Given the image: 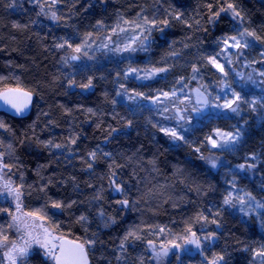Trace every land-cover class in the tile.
Segmentation results:
<instances>
[{"label": "trees", "instance_id": "1", "mask_svg": "<svg viewBox=\"0 0 264 264\" xmlns=\"http://www.w3.org/2000/svg\"><path fill=\"white\" fill-rule=\"evenodd\" d=\"M228 3L241 12L242 21L227 12L211 18ZM12 4L13 0H0V92L24 89L33 95V106L24 118L0 112L4 125L0 154L10 165L0 169V177L14 187L23 185V210L43 217L62 237L94 241L85 245L91 264H153L149 242L178 243L191 234L214 236L215 242L204 249L203 258L184 256L182 264L214 260L261 264L258 248L264 250V228L253 216L241 215L225 203L228 167L212 171L203 162L209 136L224 119L207 115L197 119L185 143L174 146L151 109L121 97L159 81H128L124 87L119 82L132 64L169 59L174 66V54L187 64L184 68L193 84V75L200 74L218 82L217 71L205 58L220 52L219 41L235 35L239 24L262 37L258 42L264 44V0H14ZM146 10L156 14L155 26H149L141 39L146 50L139 49L140 41L135 52L114 58L74 51L73 45L100 41L120 23L127 32L135 24L123 21L138 24L141 20L136 18ZM52 13L59 19L53 20ZM177 14L179 19L174 18ZM164 20L167 25L160 23ZM193 66L199 72L193 73ZM89 81L91 87H83ZM247 128L244 147L264 153V117L248 119ZM236 177L264 201V163L254 176ZM112 180L124 191H115ZM124 199L127 206L118 203ZM53 202L64 207L55 208ZM9 206L0 199V209ZM6 212L0 211V230L10 239L14 235ZM130 231L140 239L125 240ZM27 264L53 262L32 254Z\"/></svg>", "mask_w": 264, "mask_h": 264}, {"label": "rangeland", "instance_id": "2", "mask_svg": "<svg viewBox=\"0 0 264 264\" xmlns=\"http://www.w3.org/2000/svg\"><path fill=\"white\" fill-rule=\"evenodd\" d=\"M45 1L50 2L52 0ZM226 12L232 16V12ZM138 17H140L139 20H141L138 23L141 25L139 28L135 26L129 28L127 32H122L120 31V23L118 24L119 27L109 31L108 34L100 39V41L90 42V45L86 43L73 45V48L75 49L79 47L80 51L107 53L113 58L117 55H122L127 52L123 50L126 44L130 45L132 48H136L143 36L148 32L147 28L152 26V24L145 25L143 23V18L147 17L149 21L156 20V14L153 15V13H150L147 10L140 12ZM237 28L245 29V27L240 24ZM134 36H138L139 39L136 40L135 43H132V38ZM247 39L252 41V46L244 49V56H241L239 59L233 55L231 57L232 63L230 65L227 64L221 57H218L220 62L224 64L227 75L218 71L206 61L209 66L217 71L218 78L216 80H218V82L207 80L202 74H200L197 78H195L196 83L193 84L184 68L187 64L179 61V54H174L173 63L176 66H173L172 61H169V59L162 61L157 60L155 62L152 60L140 65H130L131 67L139 69L165 67L168 69L167 72L159 73L151 79H137L135 74L125 75V79L121 80L119 85L124 87L128 81H135L139 84H148L154 81H159L157 85L148 87L144 91L139 92L134 89H130V92L123 93L121 97L125 101H133L140 104L143 108L151 109L153 113H155V115L163 121L161 129H174L179 136L183 137V139H174L162 131L167 137H169L170 142L174 146L185 143L186 137L189 133H191L193 127L197 124V119H201L205 115H207L209 119L218 116L224 119L221 127L214 128L213 133L209 136V138H211L208 139L209 153L204 156L203 162L212 171H217L224 166L228 167L231 178L226 198L229 196L232 197V202L228 205L235 212L240 213L241 215L253 216L256 218L260 226L259 228L262 229L264 228V207H258L257 204L259 203L260 205H264V201L259 198L257 191L252 190L247 186L240 185L238 178L236 177V175H249L252 177L255 175L257 168L262 166L264 163V153L262 151L256 150L254 152H248L244 147V142L248 133V119L253 118V120L257 119V121H261L264 117V76L259 74L264 71V63L261 62L264 61V57L261 56V53L264 52V44L254 40L253 37H247ZM220 46L222 49L221 44ZM116 49H120V51H116ZM229 51L235 53L237 50L229 49ZM73 57L76 56L73 55ZM141 75H143V73H141ZM250 75L251 79H249ZM173 89H175L177 93L176 96L171 95ZM196 89H199V92H197ZM165 92L169 93L168 98L163 96V93ZM233 92L239 94L241 101H247V103L240 101L237 102L240 107V111L238 113L232 112L229 108L222 107L226 101L234 99L232 96ZM136 93H140L141 95H136ZM157 97H159V99H157ZM233 107H235V105H233ZM217 133H231L234 139L236 135L239 134V139H236L235 143H232L231 141L225 143L226 138L223 135H217ZM213 140L216 141L217 146L215 147H213L212 144ZM253 157H255V159H253ZM229 159L231 161H229ZM213 163L215 164L214 167ZM240 165H244V168L241 169L239 167ZM249 165H253V167H249ZM3 185L4 184L0 181V192H3V195H0V199L5 203H10L8 210L15 212L16 215L26 213L23 210L22 205L20 212H16V203L12 196H9L3 189ZM246 193H250L252 197H255V201L250 200ZM238 197L243 198V204L239 202V199H237ZM6 215L8 216L9 223L12 224V217L8 214V212H6ZM24 219L29 223H35L37 225L43 223V226L49 230L51 236L53 237L50 242L54 245H59V240L62 236L56 233L44 220H37L33 217H24ZM11 228L14 237L10 238L9 241H15L17 245H21L23 243L21 237H24V232L22 230H18L15 224H13ZM39 230L40 229H37V231ZM197 239L199 240V247H197L195 243L189 242ZM214 242V236L207 234L197 236L195 234H191L186 239L178 243L149 242L147 244V249L151 255L153 264H182L181 259L184 256H198L203 258L204 249L210 247ZM153 245L157 250H160L163 245L168 249V254L166 256L156 257L155 252L153 251ZM172 245H179V247H173ZM258 249L259 253L264 252L263 249ZM6 251V247H1V264H10V261L5 255ZM32 254L41 255L44 259L53 262L50 257L45 255L44 249H41L39 246L33 244L28 255L20 258V264H27V258ZM259 257L261 264H264V256L260 255ZM174 259L175 262H172ZM190 264L197 263L194 262ZM207 264H212V262Z\"/></svg>", "mask_w": 264, "mask_h": 264}, {"label": "snow or ice", "instance_id": "3", "mask_svg": "<svg viewBox=\"0 0 264 264\" xmlns=\"http://www.w3.org/2000/svg\"><path fill=\"white\" fill-rule=\"evenodd\" d=\"M36 3H39V0H35ZM53 3L56 2V0H52ZM11 6H15L14 4V0H13V4ZM209 7L211 8V5H209ZM231 10L232 12V18L235 20L237 18H239L240 21H242L244 19V17L241 15V12L239 10H237L236 6L233 3H228L226 8H220L216 13L213 14V16L211 17L212 19L218 18L220 15V12H226ZM51 18L53 20H57L59 19L55 13H52ZM175 19H179L180 18V14L175 15L174 17ZM140 17H137V20H139ZM124 24L128 25V24H135V26L137 28L141 27L140 24H137L136 21H129V20H124L123 21ZM186 22V21H185ZM143 23L145 25L147 24H152L153 26H155L156 21H149L147 19V17L143 18ZM160 23L167 25L168 21L164 20L161 21ZM196 23H199L198 21ZM119 27V25H118ZM189 27H191V25H189ZM161 31H163V29H160ZM120 31H126V29L124 28H120ZM150 31V30H149ZM142 35V33H141ZM247 37H253L254 40L257 41H261L262 37L256 35V33L254 31H249L248 29H236V35H231V36H225L223 37L219 43L222 45V49L220 52H217L215 55L206 57L205 59L207 60V62L209 64H211L214 68H216L218 71L224 73L225 75H227V73L225 72V66L223 63L220 62V60L218 59V57H221L227 64H231L232 63V59L231 57L233 55L236 56L237 59H239L241 56H244V52L243 49H247L250 46H252V41H249L247 39ZM139 37L138 36H134L132 38V43H135L136 40H138ZM145 39H147V37H145ZM264 42V41H262ZM63 44L58 45V47H63ZM71 46V45H69ZM139 49L140 50H146V45L144 44L143 41H141L140 45H139ZM229 49H236L237 51L235 53L229 51ZM124 51H129V52H135L137 49L136 48H132L130 45H125L123 48ZM74 51L79 52L80 48H75ZM116 51H120V49H116ZM261 56L264 57V52L261 53ZM72 59H77V57H72ZM262 63H264V61H261ZM168 69L165 67H152V68H144V69H139V68H135V67H131L129 66V68L126 70L125 75H131V74H135L137 79H151L153 76L162 73V72H167ZM193 73H197L199 72V68L193 66L192 69ZM141 73H143V75H141ZM261 76H264V71L259 73ZM196 76L193 75L192 79H195ZM249 79H251V75L249 76ZM182 83V81H181ZM83 87H91V81H89V83L87 85H84ZM9 92H15V91H19L18 89H9ZM197 92H199V89H196ZM28 93H24V96H28ZM136 95H141L140 93H136ZM172 96H176L177 93L175 91V89L172 90L171 92ZM163 96L165 98L169 97V93L165 92L163 93ZM232 96L234 97L233 100L231 101H226L224 105H222V107H226L231 109L232 112H236L238 113L240 111V107H239V103H237L238 101L240 102H244L247 103V101H241V97L239 96V94L233 92ZM6 101V103H9L12 105V107L16 108L17 112H22L24 106L18 105L16 103H14L12 100H10L8 98V95L5 94L3 97ZM157 99H159V97H157ZM233 105H235V107H233ZM89 111H91L89 109ZM183 118V117H181ZM0 127H4L3 123L0 122ZM162 131L165 132L166 135H169L171 137H173L174 139H183V137L179 136L177 134V132L174 129H161ZM217 135H223L226 139H225V143H227L228 141H231L232 143H235L236 139H239V134L236 135L235 139L233 138V135L231 133H217ZM211 139V138H209ZM49 144L51 143L50 141L48 142ZM72 143H75V140L72 141ZM213 147L217 146L216 145V141H212ZM56 148H60L61 145L57 144L54 145ZM198 150V149H197ZM90 155L92 157H95L96 153H90ZM108 155V154H106ZM253 159H255V157H253ZM215 166V164L213 163V167ZM89 168L92 167L91 164L88 165ZM241 169L244 168V165H240L239 166ZM249 167H253V165H249ZM3 168H9L10 169V165L3 163V154H0V169ZM112 183L115 185L114 190L117 192H123V188L119 185L116 184L115 180H112ZM23 185H19V186H12V182L11 181H7L5 182V184L3 185V189L7 192V194L9 196H12L13 200L16 203V212H20L21 209V197L24 195V193L21 191ZM0 195H3V192H0ZM246 195L249 196L250 200L255 201V197H252L250 193H246ZM237 199H239V202L241 204L244 203V200L242 197H238ZM232 202V197L229 196L228 198L225 199V203L226 204H230ZM118 203H120L122 206H127L129 201L128 199H124L122 201H118ZM53 207L55 208H62L64 207V205L58 203V202H53L52 204ZM235 206V205H233ZM258 207H264V205H260L259 203L257 204ZM70 207V205H69ZM243 210V209H241ZM0 211H7L8 214L12 217V224H9L8 227L11 228L13 226V224H15L18 228V230H22L24 232V237H21L23 243L21 245H17L15 241H9L8 236L4 233V231L0 230V247H6L7 251L5 252L6 257L8 258V260L10 261V264H17V260L19 258H23L26 257L29 253V250L31 249L32 245L35 244L37 246H39L41 249H44L45 251V255H47L48 257H50L53 261H55V264H88V254L85 248L86 244H92L94 243V241H85L83 243H79V244H74L73 249L71 250V252H67L64 245L60 244V245H54L52 244L50 241L51 239H53V237L51 236V233L49 232V230L47 228H45L43 226V223L37 225L35 223H29L28 221H26L24 219V217H33L34 219L37 220H43L44 218L39 216L36 213H31V212H26L23 213L22 215H16L15 212H11L8 209H0ZM101 216L104 215L103 212L100 213ZM81 220H85L86 217L81 216L80 217ZM110 219V218H109ZM206 219V218H205ZM114 222V221H113ZM215 222V221H213ZM37 229H40L39 231H37ZM161 231H163V229H161ZM190 231V229H189ZM128 236H135L136 239H140L139 236L136 235L135 232H129L127 236H125V240L128 239ZM26 237V238H25ZM207 239V237H206ZM190 243H195L197 245V247H199V240H191L189 241ZM10 245V247H9ZM173 247H179V245H172ZM121 249L124 250V244L122 243L120 245ZM57 248L59 250L58 254H57ZM153 251L155 252L156 257H160V256H166L168 254V249L165 248L163 245L161 246L160 250H157L155 248V246L153 245ZM261 256H264V252H260L258 253ZM119 259V257H118ZM219 259H223V257H219ZM212 264H216V261L214 260L212 262Z\"/></svg>", "mask_w": 264, "mask_h": 264}, {"label": "water", "instance_id": "4", "mask_svg": "<svg viewBox=\"0 0 264 264\" xmlns=\"http://www.w3.org/2000/svg\"><path fill=\"white\" fill-rule=\"evenodd\" d=\"M9 89H18L19 91H15V92H9ZM6 90H3L0 92V112H5L13 117H17V118H24L26 116H28L32 110V106H33V95L24 90V89H20V88H9ZM24 93H28L29 95L26 97L24 96ZM7 94L8 98L10 100H12L14 103L24 106L23 111L22 112H17L16 108L12 107L11 104L6 103L5 99L3 98L4 95ZM81 242L73 240L69 237H62L59 240V245L63 244L66 251L67 252H71V250L74 247V244H79ZM87 251V250H86ZM59 250L57 251L58 254ZM88 254V253H87ZM53 264H55V261H53ZM88 264H91L89 256H88Z\"/></svg>", "mask_w": 264, "mask_h": 264}, {"label": "flooded vegetation", "instance_id": "5", "mask_svg": "<svg viewBox=\"0 0 264 264\" xmlns=\"http://www.w3.org/2000/svg\"><path fill=\"white\" fill-rule=\"evenodd\" d=\"M0 176H1V175H0ZM0 181H1L3 184H5V182L1 180V177H0ZM9 263H10V262H9ZM17 264H20V258L17 260Z\"/></svg>", "mask_w": 264, "mask_h": 264}]
</instances>
